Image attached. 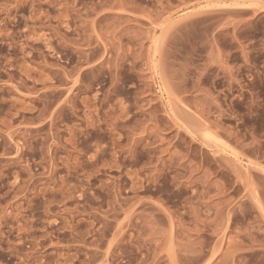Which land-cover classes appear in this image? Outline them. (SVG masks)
Wrapping results in <instances>:
<instances>
[{"label": "rangeland", "instance_id": "obj_1", "mask_svg": "<svg viewBox=\"0 0 264 264\" xmlns=\"http://www.w3.org/2000/svg\"><path fill=\"white\" fill-rule=\"evenodd\" d=\"M0 264H264V0H0Z\"/></svg>", "mask_w": 264, "mask_h": 264}]
</instances>
